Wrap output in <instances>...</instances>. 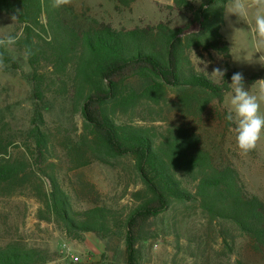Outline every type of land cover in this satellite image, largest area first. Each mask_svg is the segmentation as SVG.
I'll list each match as a JSON object with an SVG mask.
<instances>
[{"label": "trees", "instance_id": "trees-1", "mask_svg": "<svg viewBox=\"0 0 264 264\" xmlns=\"http://www.w3.org/2000/svg\"><path fill=\"white\" fill-rule=\"evenodd\" d=\"M175 3L191 12V19L182 28L161 22L119 30L95 22L83 30L68 20L62 5L54 6L53 0H0V12L16 17L22 27L21 35L11 36L14 44L0 45V55L5 48L17 46L25 52L32 69L38 101L29 134L32 158L46 162L52 149L40 103H45L48 94H67L70 86L73 107L84 118L85 132L82 147L76 150L82 154L75 161L90 155L83 147H89L94 159L103 163L107 162L102 157H134L146 189L138 194L139 205L124 219L105 206L74 210L56 174L42 169L38 170L48 179L50 189H39V197L49 215L74 240L87 233L109 237L121 226L126 229L127 264H138L135 232L139 225L168 211L173 202L198 204L210 222L234 225L252 239L257 252L264 254V201L248 193L235 167L217 165L200 137L184 126L160 132L155 127L119 123L113 118L119 111L129 113L141 102L161 106L169 90L175 92L184 109L203 113L216 102L223 104L231 91V77L237 71L228 72L216 83L196 71L189 55L202 50L230 59V45L222 33L227 0H199V5L189 0ZM126 73H135L147 82L140 93L123 92ZM243 77L249 90L264 80L255 75ZM33 169L26 153L22 157L9 153L0 131V185L22 187ZM185 178L191 189L185 186ZM49 259L46 252L20 245L0 249V264H42Z\"/></svg>", "mask_w": 264, "mask_h": 264}, {"label": "rangeland", "instance_id": "rangeland-1", "mask_svg": "<svg viewBox=\"0 0 264 264\" xmlns=\"http://www.w3.org/2000/svg\"><path fill=\"white\" fill-rule=\"evenodd\" d=\"M189 1L199 5V0ZM126 2L70 0L62 8L66 18L83 30L95 22L119 30L161 22L182 28L191 19V12L180 9L175 0ZM255 11L251 10L249 21L254 20ZM12 17L0 12V39L21 35L22 27ZM197 29L195 26L194 30ZM222 33L230 45V59L215 52L193 50L189 55L196 71L216 83L222 79L211 74L215 68L226 70L225 74L237 71L264 79V40L235 16L225 19ZM31 76L25 52L17 46L5 48L0 55V131L9 153L14 157L26 153L34 173L22 187L0 185V249L15 244L46 252L50 259L42 264H127V235L122 226L109 237L87 233L81 235V240H74L66 234L39 197L38 190L49 191L50 183L38 169L56 174L74 210L83 212L97 205L105 206L124 219L139 205L138 194L146 191L134 157H102L107 162L103 163L94 159L89 147H83L90 155L81 162L75 161L82 154L76 150L82 147L84 118L73 107L69 86L67 94H48L45 103H40L45 127L52 136V149L46 162H36L29 151L33 144L29 134L38 103ZM146 84L135 73H126L121 86L129 94L140 93ZM250 91L259 93L258 82ZM228 94L223 104L216 102L201 113L195 108L184 109L175 92L169 90L167 101L161 106L141 102L129 113L119 111L113 118L119 123L155 127L160 132L171 126L190 129L200 137L217 165L235 167L248 193L264 201V134L254 150L240 152L233 131L235 125L225 119ZM261 111L264 112V101ZM85 161L89 162L81 166ZM184 182L191 189L187 178ZM135 233L138 264H264V254L255 250L249 236L230 223L210 222L193 202H173L165 213L142 222Z\"/></svg>", "mask_w": 264, "mask_h": 264}, {"label": "clouds", "instance_id": "clouds-1", "mask_svg": "<svg viewBox=\"0 0 264 264\" xmlns=\"http://www.w3.org/2000/svg\"><path fill=\"white\" fill-rule=\"evenodd\" d=\"M53 3L54 6L59 7L70 3V0H53ZM253 9H256L254 20L249 21ZM231 16L237 17L238 21L247 22L250 31L264 40V0H227L225 19L229 20ZM229 26H232L231 21ZM5 43L12 45L15 43V38L0 40V45ZM225 71L215 68L211 74L223 79ZM258 84L259 93L253 94L245 87L244 77L239 72L232 75L229 84L231 91L228 94L229 107L225 119L235 125L233 131L236 146L242 154L254 150L264 134V112L261 111V102L264 101V80H259Z\"/></svg>", "mask_w": 264, "mask_h": 264}]
</instances>
